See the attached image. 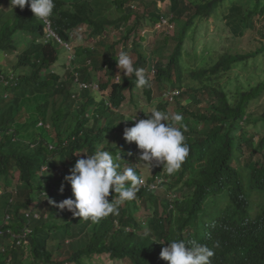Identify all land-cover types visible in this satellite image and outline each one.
I'll use <instances>...</instances> for the list:
<instances>
[{
  "label": "trees",
  "instance_id": "trees-1",
  "mask_svg": "<svg viewBox=\"0 0 264 264\" xmlns=\"http://www.w3.org/2000/svg\"><path fill=\"white\" fill-rule=\"evenodd\" d=\"M4 1L0 52L13 54L17 38H29L11 70H4V59L0 62V264H85L94 255L128 264H169L160 258L168 241L153 240L173 239L208 246L215 253L211 264H264V134L256 139L248 127L260 121L264 131V111L260 116L251 111L264 93V79L237 89L233 98L215 85L236 66L246 69L248 60L256 64L264 58V0L252 5L241 0H54L49 20L69 48L51 37L44 42V24L29 6L12 9ZM220 17L233 42L253 32L258 44L242 52L232 43L210 64H195L194 43L205 39L198 35L202 21ZM162 20L166 30L159 44L147 45L143 32ZM82 28L87 39L76 43L70 34ZM187 42H193V52ZM60 49L73 57L64 64V77L54 69ZM164 50L166 62L151 70L152 58L162 59ZM121 51L135 53L134 65L151 77L142 88L148 102L158 99L155 108L184 117L189 154L171 175L162 165H145L150 175L135 199L93 222L58 207L72 196L65 175L85 155L74 152L91 154L98 147L121 152L122 168L144 174L136 143L123 136L134 123H124L118 112L126 92L136 99L135 76L116 72ZM98 72L106 79L97 83ZM75 78L96 82L97 88L73 91ZM94 91L106 94V100L97 103ZM167 91L177 92L172 100L164 99ZM108 199L119 201V196ZM145 230H150L147 237Z\"/></svg>",
  "mask_w": 264,
  "mask_h": 264
},
{
  "label": "clouds",
  "instance_id": "clouds-1",
  "mask_svg": "<svg viewBox=\"0 0 264 264\" xmlns=\"http://www.w3.org/2000/svg\"><path fill=\"white\" fill-rule=\"evenodd\" d=\"M26 5L30 7L35 18L44 24V42L50 37L57 40L55 37L47 36L46 23L49 22V27L59 37L49 20L55 8L54 0H10L9 8L13 9L19 6L23 9ZM61 41L66 43L62 39ZM15 53L17 52L15 51ZM67 55L70 56L69 60L73 58L72 54ZM115 59L123 75L135 76L136 88L149 86L151 77L146 74L144 68L134 65L127 52L121 51L118 58ZM93 95L97 103L102 99L106 100V94L94 91ZM139 110L144 112L146 118H142L141 112H139L141 116L138 119L136 115L132 118H125L129 121H124V123H134L133 126L124 129L123 136L126 142L136 143L140 150L138 153L139 163L150 169L162 165V169L167 174H174L181 168L189 154V145L184 135L187 131V125L183 123L184 117L182 114H169L167 111L157 108L147 111L143 108ZM81 152L85 155L76 160L69 169V173L64 177V180L71 185L72 196L62 200L58 207L68 210L74 217L98 222L110 214H116L118 203L135 199L138 186L145 182L142 173H139L137 168L121 167V162L124 160L121 152L114 154L98 147L91 154L86 151L74 153ZM113 193L118 194L119 201H113V199L109 201L108 197ZM50 203H54V201L50 200ZM149 234L150 230H145V237ZM153 241L161 244L168 241L167 246L162 247L160 258L167 260L169 264H211L210 258L215 254L208 246L195 241L190 243H186L182 239Z\"/></svg>",
  "mask_w": 264,
  "mask_h": 264
},
{
  "label": "rangeland",
  "instance_id": "rangeland-1",
  "mask_svg": "<svg viewBox=\"0 0 264 264\" xmlns=\"http://www.w3.org/2000/svg\"><path fill=\"white\" fill-rule=\"evenodd\" d=\"M139 1H143L145 3H149L151 2V0H139ZM245 1L247 2V5H252L253 2L255 0H241L240 2L245 4ZM5 5L9 4L10 5V0H5L4 1ZM134 5H138L137 2L133 3ZM165 5V4H164ZM161 4V1H159L158 6H162L161 9L163 10L164 14L168 13L167 8ZM164 6V7H163ZM219 16H223L222 13ZM165 22H159L156 23L154 25V29H148L147 31H144L142 35H144V39H145V43L151 44L153 43L154 45H158L159 41L158 38L161 39V37L163 36V34L161 33V31H165L166 30V26ZM226 22L225 19L223 17H220L219 19H213V18H209L204 21H202L201 24V28L199 31L200 36H204V38L201 39V41L199 42V44H195L196 50L198 52L199 57L197 59L194 60V63L199 65V64H203V62H206L205 64H210L212 59H215V56H217V54H220L221 52H223L224 50H226L227 48L229 49L230 46H232V43H234L237 48L239 50L243 51H249L254 49V47L256 46V44H258L256 42V40L258 39V35H256V33L250 32L247 33L246 35H244L243 37H241V39H239L236 43L233 42L230 33L228 31V29L226 28ZM169 31H172V26L168 27ZM87 30L86 29H77L75 32H71V36L74 37V40L76 41V43H80L81 41H85L87 39ZM29 36L28 35H22V39L21 37L17 38V43H19V46L16 50V52H20L22 49V46H24L23 40H26V42L28 41ZM21 42V43H20ZM129 44L127 49L130 50L131 48V43H132V39L128 40ZM189 44V45H188ZM193 42L189 43L187 42L186 45L188 47V51L189 52H193V46H192ZM122 45V44H121ZM121 45H119V47H121ZM170 48L172 47L171 44H169ZM191 46V47H190ZM120 50V49H118ZM17 53H3L0 52V62L3 61L4 59V70L9 71L12 68L13 63L16 61V57H17ZM130 55V57L132 58V60L135 59V53L133 52H129L128 53ZM163 58L159 59L158 56H154L151 60V70H154L158 65H160L161 63H165L166 59L168 57V53L165 52V50L163 51ZM59 62L54 66V69L62 71L61 74L63 75V77L65 76L67 70H68V66L64 65L66 62L69 61V55H65L64 56V51L62 49L59 50ZM60 63V64H59ZM8 68V69H6ZM11 72V71H10ZM116 72L118 73V76L123 75L122 71L118 68V66L116 67ZM125 76V75H123ZM97 83L99 82V80H105L106 79V75L103 72H98V75L95 77ZM262 79H264V58H259L258 62L256 64L252 63V59L248 60V65L247 68H239V67H235L234 69L222 74L220 76V79L216 80L218 83H215V85H222L225 87V89L227 90V92L229 93V97L233 98V95L235 94L237 89L240 88H249L251 86L256 85L258 82H260ZM191 80V79H190ZM94 82V83H96ZM191 83V82H190ZM214 84V83H213ZM73 91H78V87L74 82V85L72 86ZM158 92L159 90L157 89V86L154 85V96H158ZM133 96L136 97V99L132 100L131 99V94L129 92H126V100L124 102V104L120 107V111H118L119 113L123 114L125 118H132L135 115L137 116L139 114V112L143 113L142 118H146L144 112L142 110H139L140 108H143L144 110H149L151 109V106L154 107V105L158 104V99L154 100L152 102H148V100L145 98L144 94L142 93V88H134L133 92H132ZM156 99V98H155ZM164 99H166V97H164ZM163 101V100H162ZM172 106V105H169ZM155 108V107H154ZM74 111V110H73ZM72 111V112H73ZM251 111L254 112V114L260 116L263 111H264V93L262 94V96L259 98L258 102L254 104V106L252 107ZM73 114V113H72ZM255 117V116H254ZM124 121H129V120H125ZM249 127V133H252L254 137L258 136H262L264 134L263 130V126L262 123L260 121H258L257 123H250L248 125ZM139 149L136 148L135 150V156L138 159V153H139ZM141 163L138 162V166H140ZM143 168V172L144 170H147L145 165L142 166ZM150 175V172L145 171L143 174V179L144 181L146 180V176ZM264 201V199L262 200ZM44 208V206H43ZM37 214H39L37 212ZM3 215L0 212V225L3 222ZM8 243V242H6ZM1 247V246H0ZM2 248V247H1ZM84 263L85 264H128L127 261H119V260H115L114 262L112 261H108L105 259V257H100V256H96L94 255L92 258L89 259H84Z\"/></svg>",
  "mask_w": 264,
  "mask_h": 264
},
{
  "label": "built area",
  "instance_id": "built-area-1",
  "mask_svg": "<svg viewBox=\"0 0 264 264\" xmlns=\"http://www.w3.org/2000/svg\"><path fill=\"white\" fill-rule=\"evenodd\" d=\"M161 22H165L166 24V20H162ZM47 23V36H52V37H55L59 42L62 43L61 39L52 31V29L49 27V22H46ZM63 45L68 48V45L66 43H63ZM75 82L78 86V89L79 90H83V89H86L88 87H93V88H97V84L96 83H86V82H80L78 81L77 78H75ZM177 92H166L164 95V97H166V99L168 100H172L173 99V95L176 94ZM141 115L138 114L136 117L137 119L140 117ZM135 121V120H134ZM136 122V121H135Z\"/></svg>",
  "mask_w": 264,
  "mask_h": 264
}]
</instances>
